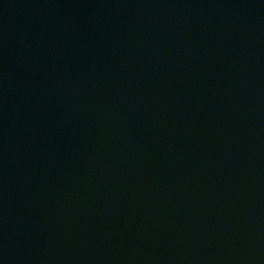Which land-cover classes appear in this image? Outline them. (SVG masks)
Instances as JSON below:
<instances>
[{"label": "water", "instance_id": "water-1", "mask_svg": "<svg viewBox=\"0 0 264 264\" xmlns=\"http://www.w3.org/2000/svg\"><path fill=\"white\" fill-rule=\"evenodd\" d=\"M0 264H264V0H0Z\"/></svg>", "mask_w": 264, "mask_h": 264}]
</instances>
